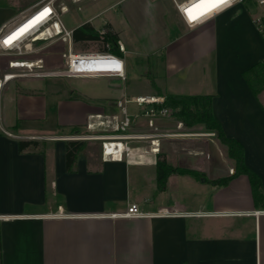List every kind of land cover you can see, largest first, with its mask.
Instances as JSON below:
<instances>
[{"label":"crops","instance_id":"obj_1","mask_svg":"<svg viewBox=\"0 0 264 264\" xmlns=\"http://www.w3.org/2000/svg\"><path fill=\"white\" fill-rule=\"evenodd\" d=\"M43 1L0 3V11H7L0 29ZM252 19L241 3L191 28L179 16L185 36L162 35L161 51L140 49L147 56L148 92L126 83L132 65L125 54L124 78L52 75L19 79V87L5 85L0 96V264H264V214L252 213L264 206L254 205L245 174L224 186L207 181L230 175L234 162L201 124L177 127L180 121L173 119L170 127L157 117L158 131L185 134L159 136L158 152L150 150L148 139L130 141L134 158L113 160L101 149L96 156L83 151L71 170L65 167L66 139L59 136L96 114L120 116L118 101L135 118L142 108L129 107L134 102L125 99L210 94L213 116L225 135L242 145L244 163L260 177L264 193V101L242 77L244 69L264 58V37ZM50 111L57 131L30 127L43 123ZM143 121L144 130L151 131L145 116ZM192 134L198 135L196 144L174 142ZM20 139H36L39 145L19 151ZM158 155L172 167L199 174L172 172L158 188ZM130 203L145 214L110 216Z\"/></svg>","mask_w":264,"mask_h":264},{"label":"built area","instance_id":"obj_2","mask_svg":"<svg viewBox=\"0 0 264 264\" xmlns=\"http://www.w3.org/2000/svg\"><path fill=\"white\" fill-rule=\"evenodd\" d=\"M175 9L182 21L188 27H195L203 24L216 14L221 13L236 4L252 3L258 11L253 16V23L260 33H264V0H227L226 3L208 12L206 15L200 16L199 19L190 20L186 15L185 9L190 7L196 0H171ZM45 9H48V14L40 20L33 22L30 27L21 35L14 37L11 44H5L4 41L11 37L21 27L28 24L30 21L38 17ZM104 29L98 30L100 37ZM72 29H67L60 19V15L51 0H45L38 4L32 11L24 15L19 21L8 28L0 29V55L11 56L8 59L7 65L11 69H22L23 75L28 77H46V76H63V77H102V76H116L120 78L125 77V64L123 54L126 52L125 45L117 40L112 48L106 51L83 50L75 51L73 43L75 41L71 37ZM62 37L67 41V53L65 56V67L60 71H44L41 59H29L27 55L32 50V43L46 38V37ZM12 75V76H11ZM11 76V77H9ZM13 77L12 73H4L0 76V90L2 85ZM165 97L161 96H145L135 97L133 99H125L124 102H134L137 106L142 108V113L146 118V124L151 131L144 132H128L126 129L130 125L132 115L126 112L124 104L121 101L117 105L121 108V115H95V119H99V124H103V118L107 122L115 121L116 128L111 132L97 133V134H79L78 132L60 136L63 139L79 140L83 138H98L101 140V152L103 157L108 159H123L134 158L135 155L130 141L148 139L150 150L152 152L159 151V136H177L183 135L182 132H160L155 125L157 117L170 114V109L163 105ZM137 116V115H135ZM119 120V121H118ZM94 123L87 122L86 129L90 131ZM177 127H182V122L177 123ZM86 136V137H84ZM114 149V153H109V149ZM232 171V170H231ZM160 214H166L165 210H161ZM253 214H264V207L252 211ZM145 213L141 211L136 203L128 204L126 210L123 212L110 213L111 217H139Z\"/></svg>","mask_w":264,"mask_h":264},{"label":"rangeland","instance_id":"obj_3","mask_svg":"<svg viewBox=\"0 0 264 264\" xmlns=\"http://www.w3.org/2000/svg\"><path fill=\"white\" fill-rule=\"evenodd\" d=\"M6 0H0V3ZM58 5V11L60 19L67 29H73L83 22H90L97 30L104 29L102 36L97 40L91 41H79L73 43L75 51L83 50H98L106 51L113 47V44L107 40V27L105 24H109L112 32L118 36L126 48L125 58L128 59L132 65V75L127 78L126 83L135 87V89L143 92H148L150 83L145 75V68L147 66V56L141 52L150 49H156L161 51L163 49L162 43H160L162 35H166L171 40H177L185 36L187 31H183L179 28V16L171 0H56ZM60 5H62V13L60 11ZM248 16H254L259 9H257L252 3H247ZM7 11H0V20L4 17ZM158 43V44H157ZM149 44V46H148ZM156 46H152L155 45ZM155 47V48H153ZM142 49V50H140ZM67 53V41L62 37H46L32 43V50L27 55L29 59H41L43 63L44 71H60L65 67V56ZM11 56L0 55V76L4 73H12L13 77L7 80L1 87V92L5 85L8 83H14L18 85L19 79L29 78L23 75L22 69H11L7 65L8 59ZM19 87V85L17 86ZM11 87L9 86L8 89ZM261 100L264 101V90L260 92ZM31 104L30 101H27ZM10 104V103H9ZM38 104V103H37ZM1 105V101H0ZM136 108L135 103H130L129 107ZM12 110V105L10 104ZM14 111V110H13ZM42 123L35 122L29 123L30 127L42 126L50 133L57 131L53 128L54 118L51 115ZM144 115L142 113L131 119L130 125L126 129L128 132H132L135 126V132H144L146 130L143 121ZM165 118V119H164ZM163 125L167 122L168 126H172V121L175 119L170 114L161 117ZM160 118L158 119V121ZM88 120L87 122H89ZM94 125L90 131L86 129V123L78 127L79 134H97L104 132H111L116 128V122H107L103 118L104 123L99 124V119L91 120ZM119 121V120H118ZM140 126V127H139ZM186 129H184L185 131ZM191 130V129H190ZM189 130V131H190ZM194 131V130H192ZM64 132H70V130H64ZM68 134H61L59 136H65ZM72 135V134H71ZM185 139H174V142H180L183 144H196L198 142L195 136L189 135ZM194 136V137H191ZM203 136V135H202ZM86 137V136H84ZM79 140L86 141V147L84 152L90 156H96L101 149V140L98 138H81ZM142 142V141H141ZM214 156L217 155L216 150H213Z\"/></svg>","mask_w":264,"mask_h":264},{"label":"trees","instance_id":"obj_4","mask_svg":"<svg viewBox=\"0 0 264 264\" xmlns=\"http://www.w3.org/2000/svg\"><path fill=\"white\" fill-rule=\"evenodd\" d=\"M107 27V40L113 45L116 44L118 36L112 32L110 25ZM264 37V33H261ZM71 37L75 42L97 40L100 37L98 30L90 22H83L72 29ZM242 77L246 81L253 95H258L264 90V58L259 59L248 68L242 71ZM212 95L210 94H173L165 95L164 106L170 109V115L176 120L182 122L185 126L201 124L204 129L214 133V136L225 145L227 155L234 162V168L230 175L207 180L214 186H224L233 177L238 174H245L248 177L251 187L252 199L255 206H264V193L261 190L260 177L250 168H248L243 159V147L234 138L228 137L223 132L220 122L213 116L211 110ZM80 124L71 126L70 134L78 130ZM39 141L36 139H20L17 142L18 150L23 151L27 148H37ZM86 147L85 140L67 139L64 141V159L65 167L71 170L78 154L84 151ZM192 174L199 173L181 167H172L166 162L163 155H158L156 160V179L157 186L161 188L166 181L167 176L172 173Z\"/></svg>","mask_w":264,"mask_h":264},{"label":"snow or ice","instance_id":"obj_5","mask_svg":"<svg viewBox=\"0 0 264 264\" xmlns=\"http://www.w3.org/2000/svg\"><path fill=\"white\" fill-rule=\"evenodd\" d=\"M227 0H196L190 7L185 9L186 15L189 17L190 20L199 19L200 16L206 15L208 12L212 11L213 9L219 7L221 4L226 3ZM49 10L45 9L43 13L40 14L39 17H36V20L43 19ZM31 23V22H30ZM27 28H22L19 30V33H23ZM14 37H9L7 40L4 41L5 44H11Z\"/></svg>","mask_w":264,"mask_h":264},{"label":"bare ground","instance_id":"obj_6","mask_svg":"<svg viewBox=\"0 0 264 264\" xmlns=\"http://www.w3.org/2000/svg\"><path fill=\"white\" fill-rule=\"evenodd\" d=\"M39 16H40V15H39ZM39 16H38V17H39ZM35 21H36V19H33L32 21H30L31 23L29 22L28 24H26V25H27L26 30H27V29L30 27V25H31L33 22H35ZM26 25H24V26L21 27L20 29L25 28ZM20 29H19V30H20ZM19 30L16 31L11 37H17V36L21 35V33H19ZM26 30H25V31H26ZM25 31H24V32H25ZM24 32H23V33H24ZM11 76H12V75H11ZM11 76H9V77H11ZM108 150H109V153H114V149H111V150H110V148H109Z\"/></svg>","mask_w":264,"mask_h":264}]
</instances>
